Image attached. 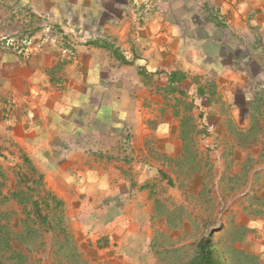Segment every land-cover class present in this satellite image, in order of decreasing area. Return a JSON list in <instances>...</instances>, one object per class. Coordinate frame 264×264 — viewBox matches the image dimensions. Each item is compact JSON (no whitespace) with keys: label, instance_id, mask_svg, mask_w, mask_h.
<instances>
[{"label":"crops","instance_id":"0c3cea01","mask_svg":"<svg viewBox=\"0 0 264 264\" xmlns=\"http://www.w3.org/2000/svg\"><path fill=\"white\" fill-rule=\"evenodd\" d=\"M135 1L0 0V165L29 160L62 232L80 239L73 263H171L157 239L212 220L217 199L222 229L236 228L227 263L264 264V184L252 176L228 198L242 167L226 163L264 154L240 142L249 121L226 115L229 94L252 87L264 119V0H157L145 18ZM24 30L48 34L31 58L5 46Z\"/></svg>","mask_w":264,"mask_h":264},{"label":"rangeland","instance_id":"374dc122","mask_svg":"<svg viewBox=\"0 0 264 264\" xmlns=\"http://www.w3.org/2000/svg\"><path fill=\"white\" fill-rule=\"evenodd\" d=\"M135 2V5L138 6V8L140 7L139 9L144 8V15H141L139 18H145L147 14H150L153 8L158 6L157 0H136ZM21 33L19 37L14 38L15 41H17V39H25V37L31 40L30 45L21 46L19 48L22 49V53L18 55L26 58H31L39 53L43 49L45 39L48 37L46 33L42 38H37V36L29 30H24ZM12 49L15 52H19L16 51L15 48ZM258 95L255 89L247 87L244 93L229 94V102H227L229 105V109L226 113L227 116L229 112H231V118L236 119L238 117L241 121L245 122V124L249 121V125L237 127L243 130L250 129V133L248 135H243L240 141L245 148L256 147L258 149L261 145L264 146V141L258 142L253 138L255 134H264V124H262L264 119L261 118L259 121H255L252 113L257 105ZM214 96H216V94ZM186 107L185 110L187 109L188 111ZM219 111L220 110L217 109L216 114ZM221 112H224V110ZM223 115L225 114L223 113L222 116ZM250 121H255L254 123H256L257 127L254 125L252 126ZM228 124L232 125V122ZM206 128L207 135L215 130L211 125H206ZM246 136L248 138H245ZM226 145L230 148V142H228V140L225 141V146ZM213 149L216 150V148ZM236 160L242 161H240L239 164V166L242 167V175L237 179L229 180V188L227 189L228 198L235 197V199V188L240 186L239 190H242V188L248 187V183H250L252 176H255L254 179L257 185L262 186L264 184V154L258 158L226 159V163L229 161L228 169L234 165ZM2 162H4V164L3 166L0 165V178L2 180L0 181V261L3 264H76L72 262V258L76 259L77 254H73L72 252L74 250L73 247H75L74 243L78 244L80 239H76L74 235L73 238H69L70 236L72 237L71 234L69 235L66 234V232H62L64 223L62 224V221H58L57 219L59 218V209L57 213H54V210H51L49 206H45L42 195L43 191L40 189L37 190V187H40L39 174H34L31 171L30 165L21 158L18 159V162L16 159L4 158ZM6 163L7 165L5 166ZM230 164L231 166H229ZM2 169L3 172L1 171ZM212 178L215 180V172H213ZM4 193L8 194V197H6L7 201H2L3 198L1 197ZM15 195H18L19 198H16ZM35 202H37L40 207L42 206L41 209L45 215L48 217L51 215L50 226H44L38 218ZM222 207L223 206L218 203L217 199H215L212 215L210 216L212 220H208L207 222L203 220L181 222V230L183 232L178 240L173 236H162L157 239V251H159V253L164 252L171 260L170 263V261L168 262L166 259V264L185 263L194 255L197 243L208 236L211 238L213 235L214 242L220 250L223 249L221 243L225 244L229 239L233 241L232 238L236 235V228L229 223L228 228L223 230L222 227L224 224L222 220L218 218ZM169 208L175 209L174 211H177L179 208L180 210L184 209V212L187 213L195 210L192 202L188 205L180 206L172 202ZM198 218H203V216L198 215ZM211 231L214 232L211 233ZM48 233H58V237L54 239V242H51V253H48L50 239L47 235ZM3 240H7L8 246L2 244ZM172 250L179 253L177 254L174 252V254H170L166 252ZM239 260L240 262L237 260L236 264H245L243 258ZM85 264H90V262Z\"/></svg>","mask_w":264,"mask_h":264},{"label":"trees","instance_id":"16d2710c","mask_svg":"<svg viewBox=\"0 0 264 264\" xmlns=\"http://www.w3.org/2000/svg\"><path fill=\"white\" fill-rule=\"evenodd\" d=\"M177 77H179V82H180L185 78V75L183 73H172L169 78L170 84H172L174 81H177ZM169 91L173 93L178 91V88L171 86ZM181 93L184 94L183 91H181ZM26 162L29 163V160L26 159ZM31 171L33 172V169H31ZM15 197L19 198L18 195H15ZM34 204L36 206V214L38 215V218L40 219V221L44 226H47L50 223L48 218L45 215H43L42 209L40 208L38 203L35 202ZM45 206L48 207V201H45ZM2 244L4 246H8L7 240H3ZM0 264L3 263L0 261ZM183 264H228V263L225 260L222 251L213 242V237H211L209 239L203 238L202 240H200L197 244L194 255L190 257V259Z\"/></svg>","mask_w":264,"mask_h":264},{"label":"built area","instance_id":"2783aa9c","mask_svg":"<svg viewBox=\"0 0 264 264\" xmlns=\"http://www.w3.org/2000/svg\"><path fill=\"white\" fill-rule=\"evenodd\" d=\"M31 44V40L28 39V37H25V39H17L15 41L14 39L6 40L5 46L8 48H15L16 51H19V53H22V49H19L21 46H28Z\"/></svg>","mask_w":264,"mask_h":264}]
</instances>
